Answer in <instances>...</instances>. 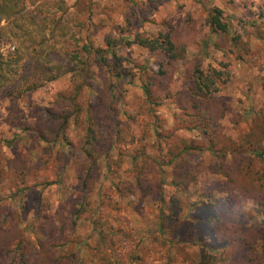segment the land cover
<instances>
[{"label": "trees", "instance_id": "1", "mask_svg": "<svg viewBox=\"0 0 264 264\" xmlns=\"http://www.w3.org/2000/svg\"><path fill=\"white\" fill-rule=\"evenodd\" d=\"M9 1L0 7L3 11L0 19L16 8L15 13L20 16L15 27L23 32L17 37L21 39L27 59L20 55L9 62L0 59V90L10 88L8 93L11 94L18 80L22 81L21 85L29 83L25 92H30L47 81L69 75L75 92L68 94V110L61 116L53 109H46L44 116L34 106L35 122L26 124V132H35L38 143L52 145L47 149L51 151L61 138L68 117L73 113L77 115L81 109L76 102L78 92L84 88L90 90L91 99L85 106V136L80 139L79 146L68 142L79 160L77 183L54 212L41 200V191L34 188L43 169L54 161L50 154L41 156L43 163L38 164L30 163L27 158L20 159L22 155L12 150L13 155L5 167H0V183L5 189V196L0 199V264H84L77 225L80 215L93 209L87 196L94 191H98L99 200L94 210L100 208L99 213L110 215L114 223L108 230L96 228L95 243L84 245L90 264H172L175 261L183 264H264V113L253 112L248 130L237 136L225 134L220 120L226 116L228 107L219 94V84L229 79L227 66H205L201 59L193 58L184 69V86L172 90L173 72L170 73L165 65L161 64L157 70L137 66L140 71L137 76L122 66L125 58L119 50L137 44L150 52L161 51L168 63L177 69L181 61L188 59V44L179 38L175 29L161 30L156 35L122 37L112 50L95 48L85 41L80 48L65 51L59 44L65 42L64 36L69 32L61 35L60 23H54L49 29V37L46 32L41 36L35 30L38 27L36 19L25 20L22 16L25 2ZM151 3L149 13L158 5L152 0ZM208 22L221 38L231 34L219 8L212 10ZM69 37L76 43L79 41L72 33ZM110 39L112 37L108 39L109 44ZM233 39L231 52L244 60L237 51L240 38ZM44 47L47 52L43 56ZM248 51L247 46L246 53ZM26 60L30 63L21 70ZM46 61L54 63L55 69ZM62 63L67 64L66 70L62 69ZM136 76L146 101L135 115L122 121L125 84L134 83ZM163 98L175 106L174 126L196 131L198 137H187L175 130L166 132L163 125L156 134L151 131L146 118L156 114ZM142 115L146 118L137 134L133 125ZM152 137L155 139L149 147L163 156V162L144 152L148 147L147 139ZM136 144L141 148L132 156L129 151ZM57 159H63L62 154H58ZM127 163L130 164L124 170V178L111 180L103 187L106 176L118 177ZM164 165L170 169L173 187L183 193L195 186V198L187 201L186 212L187 199L173 195L167 209H161L159 226L150 236L149 246H142L122 214L118 198L139 195L144 199L160 194L164 202ZM18 197L20 205H13ZM29 199L37 201V205L31 207ZM246 201L257 206L262 214L260 219L249 220L242 206ZM31 211L35 235L27 237L21 224ZM92 221L95 225L96 221ZM193 248H198L199 252H193Z\"/></svg>", "mask_w": 264, "mask_h": 264}, {"label": "rangeland", "instance_id": "2", "mask_svg": "<svg viewBox=\"0 0 264 264\" xmlns=\"http://www.w3.org/2000/svg\"><path fill=\"white\" fill-rule=\"evenodd\" d=\"M23 1L26 6L22 11L23 18L27 20L29 17H34L38 24L35 30L41 36L46 32L49 37V29L57 22L60 23L59 28H62L61 35L69 32L64 36L65 42L59 44L60 48H65V51L76 50L77 46L80 48L85 41L91 42L95 48L112 50L119 45V38H132L135 34L156 35L161 30L175 29L179 38L188 44V59L181 61L177 69L174 67L175 65L168 63L161 51L150 52L137 44L122 47L119 50V54L125 58L121 61L122 66L139 76L140 71L137 66H149L157 70L161 64L165 65L170 73L173 72L170 88L177 90L182 88L186 82L184 69L191 59H201L205 66L224 64L229 71V79L226 83L219 84V94L224 97V103L228 107L226 116L220 120L221 125L224 126L225 134L237 136L241 131L248 130L253 112L264 113V0H152L158 5L150 13L148 7L152 4L151 0ZM9 3L8 0H0V7ZM214 8H219L222 11L223 20L231 29V34L227 37L221 38L208 22L209 15ZM15 10L16 8L9 10L6 12L5 18L0 19V59L4 62H9L19 55L27 59L21 39L18 38L23 35V32L15 27L20 16L15 13ZM2 12L0 11V15ZM70 33L79 38L77 43L69 37ZM110 37L112 39L109 44ZM234 37L241 40L237 51L245 57L244 60L238 59L237 55L231 52L235 42ZM49 42L51 43L52 40ZM247 46L249 47L248 53H246ZM46 52L47 48L44 47L42 55L44 56ZM29 63L30 60L22 62L23 67L20 69L25 70ZM46 63L55 69L54 63L47 61ZM62 69L66 70L67 64L62 63ZM24 74L26 73L24 72ZM137 76L134 83L125 84L127 92L125 93L126 99L121 105L120 119L122 121L135 115L138 107L145 104L146 99ZM16 82L18 86L11 89V94L8 93L10 88L0 90V167H5L13 155L12 150H16L22 155L20 159L27 158L30 163L38 164L43 163V160H40L41 156L47 157L50 154L54 161L45 170L43 169L42 175L35 181L36 184L34 183V188L41 191V200L49 204L50 209L54 212L77 183L76 170L79 160L68 142L72 141L76 143V146H79L80 139L86 134L85 106L87 100L91 99V91L84 88L82 92H78L76 102L81 109L77 115L73 113L68 117L62 127L61 138L50 151L47 149L52 145L38 143L35 132L28 134L25 126L35 122L32 112L35 111L34 106L38 107L44 116H46V109H53L57 115H63V111L68 110L66 98L69 93L73 92V83L69 75H63L43 83L37 89L25 92L29 83L25 82L24 85H21L22 81L17 80ZM146 109H148L147 106ZM175 111L174 104L169 99L163 98V103L155 115L150 118L142 115L133 125L135 133L139 134L142 120L146 118V120L149 119V125L154 134L163 125L166 132L170 133L175 130L187 137H198L196 131L177 129L174 126L173 114ZM15 115L17 117H14ZM64 137L67 141H64ZM154 139L155 137L147 139L148 147H145L144 152L163 162V156L149 147ZM31 148L34 149L31 150ZM137 148H141V146L139 144L132 146L129 154L136 155ZM58 154H62L63 159L56 160ZM207 156L210 155L207 154ZM129 164L123 165L118 177L106 176L107 179L103 183V187L107 186L111 180L124 178V170ZM164 169L166 179L163 193L164 202L161 200L160 194L144 199L139 195L118 198L123 210L122 214L133 229L136 241H140L142 246H149L150 236L159 226L161 209H167L168 201L173 195L177 194L185 200L187 199L186 212H188L187 201L195 198V186H191L186 192L181 193L171 184L168 166L164 165ZM4 196V184L0 183V199ZM87 200L91 201L93 209L84 211L80 215L77 225V234L82 242L80 256L84 264H90L84 245L95 243L96 228L104 227L105 230H108L114 223L110 215L99 213L100 208L97 211L94 210L99 204L98 191L88 195ZM20 202L18 197L13 200L12 204L20 205ZM28 202L31 207L37 205V201L33 199H29ZM242 206L249 220H258L262 217L252 201H246ZM91 218L96 221L95 225ZM33 219L34 213L31 211L21 224L24 236L35 235L32 230ZM193 249V252H199L198 248ZM172 264L183 263L175 261Z\"/></svg>", "mask_w": 264, "mask_h": 264}]
</instances>
